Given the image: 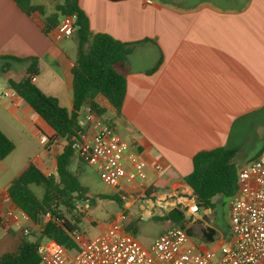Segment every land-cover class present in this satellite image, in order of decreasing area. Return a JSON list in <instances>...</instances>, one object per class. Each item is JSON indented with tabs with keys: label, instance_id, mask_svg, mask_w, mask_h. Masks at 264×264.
<instances>
[{
	"label": "crops",
	"instance_id": "0c3cea01",
	"mask_svg": "<svg viewBox=\"0 0 264 264\" xmlns=\"http://www.w3.org/2000/svg\"><path fill=\"white\" fill-rule=\"evenodd\" d=\"M32 2L44 7L45 16L38 12L26 13L15 0H0V60L3 61L0 71L7 81L9 78L21 80L28 76L31 63L24 59L36 58L38 73L34 83L71 111V70L78 54L76 32L64 36L57 26L47 25L45 17L57 12L56 6L61 0ZM78 2L88 16L92 32L106 33L131 43V52L124 64L127 91L122 114L116 116L115 109L103 97L96 98L114 115L115 124L119 121L129 132V143L140 155L142 175L135 183L122 186L121 191L129 195L122 205L125 209L132 210L136 202L137 218H152L150 202L155 199L145 197L148 204L136 199L145 196L149 187L159 189L156 200L161 201L156 203L166 213L171 204L166 199L169 194H176L184 206L191 202L193 189L182 179L192 171L193 156L201 150L221 146L236 148L234 162L244 163L240 170L264 154V0ZM15 73L17 78L13 77ZM0 107L4 109H0V128L12 140L13 134L24 138L22 128L40 139L43 119L17 93L1 99ZM88 108L87 103L80 112L83 123V114ZM52 147L55 145L46 146L48 174L55 172ZM7 158L0 160L4 174L12 168V163H6ZM4 210L5 205L0 202V214ZM145 213L152 216L141 218ZM199 213L207 221L203 227L214 229L215 240L216 228L209 224L211 221L203 209ZM193 216L188 214L191 223L199 221ZM127 218L132 220L129 215ZM43 222H46L44 218ZM39 223L25 220L30 233ZM170 223L166 220L155 238L140 243L148 247ZM108 225H102L101 232ZM0 229L15 232L6 227ZM128 231L134 234V230ZM193 233L192 245L203 251L211 249L202 231L199 236L203 242L195 241ZM40 241L50 244L52 239ZM7 251L6 245L0 247V254Z\"/></svg>",
	"mask_w": 264,
	"mask_h": 264
},
{
	"label": "trees",
	"instance_id": "16d2710c",
	"mask_svg": "<svg viewBox=\"0 0 264 264\" xmlns=\"http://www.w3.org/2000/svg\"><path fill=\"white\" fill-rule=\"evenodd\" d=\"M15 2L28 14L38 12L45 16L44 7L33 4L32 0ZM56 10V13L45 17L49 28L58 25L59 13L77 16L78 54L71 70L73 108L69 111L60 104L57 97L44 93L33 81L38 73L37 59H24L31 61L27 69L28 76L21 80L9 78L10 88L50 126L53 134L47 136L48 145L60 146L61 151L56 157L55 172L45 173L35 162L30 161L13 179L7 191L12 202L33 222L38 223L41 217L50 212L51 219L43 223L41 237L52 239L70 254H74L77 246L72 233L79 230L78 224L82 222V214L78 212L77 205L93 201L89 197L88 188L69 168L75 155L73 136H79L83 132L80 112L87 103L90 112L103 118L108 113L107 108L96 99L98 96L103 97L115 109L116 116L122 114L127 91L124 64L131 52V43L120 41L106 33L92 32L88 16L78 0H61ZM14 149V141L0 128V160L7 158ZM237 152L236 148L221 146L201 150L193 156V169L182 180L192 187V199L201 209L211 208L213 199L218 195L230 198L236 192L240 170L234 162ZM30 185L44 187L43 196L40 197ZM159 193V189L149 187L145 191V197L156 199ZM102 198L115 200L120 206L123 205V199L118 194H103ZM186 211L185 206L178 204L162 218L184 227L191 234ZM0 227H3L1 217ZM214 232L208 226L203 227L207 241L214 240ZM40 244V240H31L24 234L16 250L0 254V264H39Z\"/></svg>",
	"mask_w": 264,
	"mask_h": 264
},
{
	"label": "built area",
	"instance_id": "2783aa9c",
	"mask_svg": "<svg viewBox=\"0 0 264 264\" xmlns=\"http://www.w3.org/2000/svg\"><path fill=\"white\" fill-rule=\"evenodd\" d=\"M151 2V0H146ZM57 30L72 36L77 30L75 14L61 15ZM83 132L73 136L75 151L86 164L98 170L104 181L119 190L125 183H135L143 173L140 155L134 146L123 139L115 127L93 112L83 114ZM47 143V135H40ZM157 168L162 169L160 165ZM5 210L0 214L3 227L20 229L25 235L31 228L25 225L30 217L12 202L8 191L0 194ZM11 203L13 205L11 206ZM186 217L202 209L193 199L185 205ZM228 247L214 260L211 250H199L190 243L187 230L173 222L148 247H144L128 231L122 217L114 218L106 230L94 237L75 230L72 238L77 250L70 254L52 240L40 244L39 264H264V154L239 170L237 190L229 201ZM151 217V213L142 215ZM47 222L51 213L44 216ZM195 222V221H194Z\"/></svg>",
	"mask_w": 264,
	"mask_h": 264
},
{
	"label": "rangeland",
	"instance_id": "374dc122",
	"mask_svg": "<svg viewBox=\"0 0 264 264\" xmlns=\"http://www.w3.org/2000/svg\"><path fill=\"white\" fill-rule=\"evenodd\" d=\"M2 64L3 61L0 60V68H2ZM17 76L18 73L13 75L14 78H17ZM12 93L14 92H12L9 88L7 77L0 71V100L7 99L9 96L11 97ZM0 109L4 110L2 107H0ZM104 118L112 123L119 135H121L126 141H130L129 132L119 121L115 124L114 115L107 113L104 115ZM41 121L43 123L41 134H46L48 132L47 136H50V133H52L53 130L44 120ZM22 130L25 133L24 138H20L18 135L13 134L15 149L6 159V163H12L11 170L4 174L0 169V194L5 190V188L10 186L9 184H11L13 180L12 178H14L21 168L29 161L37 163L42 170L49 173L46 163L48 150L46 149V146L48 145V142L46 144H42L40 143L39 138L30 136V134L23 128ZM36 131H38V129ZM59 151H61L60 146L52 147V168L54 170L56 157L59 154ZM235 164L238 168H240L244 163L235 162ZM69 168L79 177L82 184L88 188L89 197L93 201L91 203L89 201L81 202L84 203L82 206L81 203L77 205L78 212L82 214V222L78 224V229L80 231L86 233L89 237H94L100 234L102 225L106 226L114 218L122 217L125 228L128 230H134L135 236L143 244L155 238V236H157L162 230L166 220L163 219L161 215L166 212L156 203L161 201V199H155L153 202H150V209L153 212V217L141 220L135 215V209L138 208V206L135 205L136 202L134 203L135 208L133 207L131 210L130 208L125 209L124 206H120L115 200L102 198L103 194L115 193L121 196L124 202L129 199V195L123 193L119 189L117 191L116 188L108 185L104 181L102 174L94 167L83 162L78 157L76 151ZM30 188L40 197L43 196L45 191L42 186L30 185ZM136 196L137 195H134V197ZM136 199L138 200L137 202L148 204L145 201V196H137ZM166 199L171 202L168 206V210L178 204L184 206L183 202L179 201L176 194H169L166 196ZM229 201L230 198L218 195L213 199V205L211 207L212 211L209 212V209H203L205 211V216L211 221L209 224L217 230L214 241H205L201 236H199L201 231L203 232V225L207 223L206 219L200 213L193 216L194 220L199 219V221L197 220L191 223V219H189L187 222V225L192 229V233L195 231V235L193 233L194 240L197 242L205 241V243L211 248L210 250L215 254L214 260L220 258L223 254V249L228 247L227 236L229 231ZM124 210L125 212H123ZM127 215H129L132 220H128ZM43 223V217H41L40 223L36 226L35 231L28 234L27 237L35 241L41 240L42 238V241L45 242L46 238L39 237L41 236V227ZM14 230V233H7L3 231V229H0V247L2 245H6L8 251H14L18 248L23 238V234L20 229Z\"/></svg>",
	"mask_w": 264,
	"mask_h": 264
}]
</instances>
